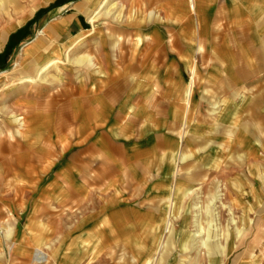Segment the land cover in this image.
<instances>
[{"label": "crops", "instance_id": "obj_1", "mask_svg": "<svg viewBox=\"0 0 264 264\" xmlns=\"http://www.w3.org/2000/svg\"><path fill=\"white\" fill-rule=\"evenodd\" d=\"M20 5L0 264H264V0Z\"/></svg>", "mask_w": 264, "mask_h": 264}, {"label": "rangeland", "instance_id": "obj_2", "mask_svg": "<svg viewBox=\"0 0 264 264\" xmlns=\"http://www.w3.org/2000/svg\"><path fill=\"white\" fill-rule=\"evenodd\" d=\"M21 2V5L18 7V14H21L23 11L28 10L33 12L42 2L43 0H0V14L5 13L6 11H13L14 15L17 14L15 4ZM23 3H29L27 7L23 5Z\"/></svg>", "mask_w": 264, "mask_h": 264}, {"label": "bare ground", "instance_id": "obj_3", "mask_svg": "<svg viewBox=\"0 0 264 264\" xmlns=\"http://www.w3.org/2000/svg\"><path fill=\"white\" fill-rule=\"evenodd\" d=\"M59 61V60H58ZM58 61L56 60V61H54L53 63L55 64V63H58Z\"/></svg>", "mask_w": 264, "mask_h": 264}]
</instances>
